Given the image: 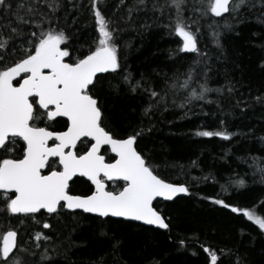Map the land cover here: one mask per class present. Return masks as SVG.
Listing matches in <instances>:
<instances>
[{
    "label": "snow or ice",
    "instance_id": "6c2138e0",
    "mask_svg": "<svg viewBox=\"0 0 264 264\" xmlns=\"http://www.w3.org/2000/svg\"><path fill=\"white\" fill-rule=\"evenodd\" d=\"M68 4L72 9L83 10L75 0H68ZM102 4L104 0H88V11L95 18L98 32L95 47L69 62L65 59L70 55L69 50L62 45L70 37L61 26L62 19L67 23L68 12L63 17L58 15L65 9L64 0H0V213L4 214L0 219L7 224L6 230L0 231V264L53 261L47 247L38 259L33 250L44 247L40 241H51V236L36 233L35 244L22 243L18 230L10 223L11 217H17V223L23 225L25 219L20 217L39 223L37 214L58 218L66 211H80L101 218L102 225L111 223L110 218H117V222L140 221L169 229L165 216L153 201L158 197L172 200L179 193H188L185 185L163 179L151 159L138 151L137 140L143 135V128L137 126L126 138H118L107 123L109 117L98 97L101 86L98 74L115 73L121 68L117 39L124 29L112 17L102 14L99 7ZM121 8L125 14L120 19L129 25L139 12H151L154 19L166 16L168 23L163 26L182 41L177 51L195 53L197 57L188 71L181 74L183 80L180 76L170 78L171 82L166 80L160 92L141 81L133 82L130 73L123 76L129 91L135 93L141 89L148 94L150 103L143 110L145 116L160 104L166 108L169 94L175 97L181 91L187 92L184 103L179 105L183 108L193 100L219 106L218 100L209 98L211 93L222 97L236 92L230 80L222 87L209 86L211 57L198 46L202 20L209 21L207 26L212 30L213 41L221 50V26L232 31L233 21L237 25L243 23L249 12H254L257 22L264 24V0H131L130 3L119 0L117 11ZM200 65L203 68L198 73L196 69ZM197 75H202V83L195 79ZM194 82L197 87L192 86ZM110 87L118 88V85L110 84ZM256 101L264 104V96L256 97ZM172 102L175 104V99ZM241 104L247 102L238 99L236 106ZM58 118H66V130L52 127V122L60 123ZM196 135L230 140L234 134L223 129L199 131ZM260 139L264 141V137ZM109 150L115 153L114 162L105 159ZM252 160L253 175L259 174L258 183L264 185V166L260 165L259 157ZM77 176L86 177L94 185L91 194L72 191ZM117 180L124 182L120 189L109 190L106 182L112 181L115 186ZM234 184L238 189L247 187L242 178ZM214 203L230 208L233 213H242L258 226L264 239V217L255 208L240 209L223 199ZM43 227L52 225L45 222ZM101 235H108L103 227ZM120 243L114 241L113 253L118 251ZM203 250L209 252L207 247ZM219 252L220 256L215 252L210 254L211 264H248L238 250ZM95 264H106L105 258L101 256ZM150 264L161 262L154 260Z\"/></svg>",
    "mask_w": 264,
    "mask_h": 264
},
{
    "label": "trees",
    "instance_id": "16d2710c",
    "mask_svg": "<svg viewBox=\"0 0 264 264\" xmlns=\"http://www.w3.org/2000/svg\"><path fill=\"white\" fill-rule=\"evenodd\" d=\"M64 2L65 9L58 15L63 17L68 12L67 23L62 19L61 26L70 39L62 47L68 48L70 55L65 59L71 62L95 47L98 32L95 18L88 11V0H75L83 10L72 9L68 0ZM118 4L119 0H104L99 6L104 16L112 17L124 29L117 39L121 68L98 76L101 78L98 97L109 117L107 123L118 138H126L137 126L143 128V135L137 140L138 151L151 159L163 179L185 185L188 195L173 202H155L154 206L169 224L166 231L112 218L111 223L102 225L97 216L66 211L58 218L37 214L39 223L20 217L25 219L23 225L17 223V217H11L12 227L19 232L18 239L31 246L36 243V233L51 236V241H40L44 247L33 249L38 259L47 247L53 256L49 264H95L101 256L106 264H150L154 260H160L161 264H211L210 254L220 256V249L238 250L248 264H264V239L258 226L242 213H233L230 208L214 203L223 199L240 209L255 208L264 217V185L258 183L260 176L253 175L255 169L250 167L254 163L252 157H259L260 165L264 166V141L260 139L264 137V104L256 101V97L264 96V24L257 22L254 12H249L243 23L237 25L233 21L234 30L221 26V50L213 41L209 21L202 20L198 46L211 57L209 86L222 87L230 80L236 92L222 97L211 93L209 98L218 100L219 106L193 100L183 108L179 105L188 93L181 91L175 97L169 94L166 108L160 104L145 116L143 110L150 103L148 94L141 89L129 91L123 76L130 73L133 82L141 81L160 92L166 80L171 82L174 76L183 80L181 74L188 71L197 57L195 53L177 51L182 41L163 26L168 23L166 16L154 19L151 12H139L129 25L120 19L125 10L117 11ZM145 24L149 27L145 28ZM202 68L200 65L196 71L199 73ZM195 79L203 82L202 75ZM192 86L197 84L194 82ZM238 99L247 104L237 107ZM58 120L60 123L52 122V127L61 130L65 122ZM223 129L234 134L230 140L196 135L199 131ZM18 143L23 147L22 141ZM16 155H20L19 150ZM105 157L113 161L110 151ZM241 178L247 187L238 189L234 182ZM74 181L75 194L93 191L85 179ZM122 185L116 182L115 186L113 183L108 186L109 190H119ZM3 215L0 213V217ZM45 222L52 227L44 228ZM102 227L107 236L101 235ZM6 228L7 224L0 219V231ZM115 240L121 243L113 253ZM181 240L183 244L179 243ZM204 247L209 248L208 253Z\"/></svg>",
    "mask_w": 264,
    "mask_h": 264
},
{
    "label": "water",
    "instance_id": "95a60500",
    "mask_svg": "<svg viewBox=\"0 0 264 264\" xmlns=\"http://www.w3.org/2000/svg\"><path fill=\"white\" fill-rule=\"evenodd\" d=\"M109 73H112V72H109ZM104 74H107V73H104ZM104 74H98V76H100V75H104ZM58 119H63V120L66 121V118H58ZM77 146H78V145H77ZM107 147H108V146H104V148H107ZM104 148H102V150H103ZM102 150H101V151H102ZM110 152H111V151H110ZM111 154H112L113 157H115V153H112V152H111ZM105 159H106V157H105ZM112 162H114V161H112ZM76 178H83V179H85L86 181H88L86 177H79V176H77V177L74 178V180H75ZM119 181H120V182H123L122 180H117L116 182H119ZM88 182L91 184L90 181H88ZM106 183L109 184V183H113V182H112V181H107ZM123 183H124V182H123ZM91 185H92V184H91ZM92 187H93V191H94V185H92ZM187 195H188V193H187V194H185V193H179V194H177L172 200H165V199L162 198V197H158L156 200L153 201V204H155L156 201L173 202L175 199H177V198H179V197H186ZM79 212H80V211H79ZM84 214H89V215H93V216H95L94 214H91V213H84ZM112 219H117V218H112ZM128 222H134V223H138V224H141V225H144V226H148V227H153V228H156V229H160V228H158L157 226L145 225V224H143V222H140V221H128ZM160 230L166 231V230H168V229H160Z\"/></svg>",
    "mask_w": 264,
    "mask_h": 264
},
{
    "label": "flooded vegetation",
    "instance_id": "af4514ba",
    "mask_svg": "<svg viewBox=\"0 0 264 264\" xmlns=\"http://www.w3.org/2000/svg\"><path fill=\"white\" fill-rule=\"evenodd\" d=\"M63 120V119H62ZM64 122H65V124H66V121L64 120ZM61 130H66V127H65V125L63 126V128L61 129ZM51 143V142H50ZM47 170H45V172H46Z\"/></svg>",
    "mask_w": 264,
    "mask_h": 264
}]
</instances>
